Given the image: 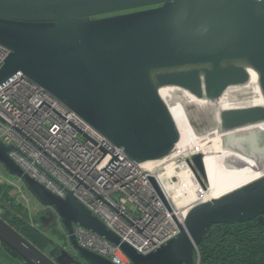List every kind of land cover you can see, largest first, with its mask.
<instances>
[{
    "label": "water",
    "instance_id": "water-1",
    "mask_svg": "<svg viewBox=\"0 0 264 264\" xmlns=\"http://www.w3.org/2000/svg\"><path fill=\"white\" fill-rule=\"evenodd\" d=\"M0 46L8 51L0 87L25 78L136 164L163 159L179 142L163 89L184 95L197 131H243L238 143L264 161V132L255 128L264 124V0H0ZM250 73L260 105L220 109L212 116L186 100L216 103L227 91L247 87ZM11 151L0 142V166L48 209L38 219L40 231L54 230L59 238L51 240L55 247L48 253L41 252L0 219V243L24 264H111L80 247L74 227L118 246L129 264H198L197 247L213 225L264 224L263 174L192 207L177 236L141 255L70 192L59 198L31 178L9 157ZM191 163L203 186L202 156ZM256 167L264 172V165ZM58 227L65 246L58 245Z\"/></svg>",
    "mask_w": 264,
    "mask_h": 264
},
{
    "label": "built area",
    "instance_id": "built-area-1",
    "mask_svg": "<svg viewBox=\"0 0 264 264\" xmlns=\"http://www.w3.org/2000/svg\"><path fill=\"white\" fill-rule=\"evenodd\" d=\"M7 55L0 46V67ZM0 142L15 149L9 157L26 174L59 198L65 197L64 190L70 192L141 255L177 236L189 210L210 201L208 179L202 186L188 165L198 155L194 139L192 148L177 143L169 155L144 167L126 158L122 149L112 147L56 98L18 76L0 87ZM169 168L172 174L162 177ZM186 168L193 176L195 197L189 205H177L172 192L180 183L177 174ZM74 237L80 247L111 264H129L118 246L89 231L74 227Z\"/></svg>",
    "mask_w": 264,
    "mask_h": 264
},
{
    "label": "bare ground",
    "instance_id": "bare-ground-1",
    "mask_svg": "<svg viewBox=\"0 0 264 264\" xmlns=\"http://www.w3.org/2000/svg\"><path fill=\"white\" fill-rule=\"evenodd\" d=\"M250 77L251 81L247 87L239 91H227L216 103L209 104L192 97H186V100L188 104L196 106L199 111L212 116L220 109L260 105L262 100L256 85V77L253 73H250ZM160 94L178 128L180 136L178 144L185 146L188 144L192 148L193 145L190 142L192 139L195 140L194 144L198 147V152L195 154L202 156L207 174V199L223 196L264 174L256 167L264 165V161L249 154L243 143H238L243 131L219 133L216 127L201 133L189 120L184 102L181 100L183 94L174 93L172 89H163ZM255 128L264 132V124ZM154 163L146 162L142 165L150 167ZM171 174L172 169L169 168L162 177ZM177 176L180 183L173 190L172 199L177 205H189L193 203L195 197L193 176L188 168L179 172Z\"/></svg>",
    "mask_w": 264,
    "mask_h": 264
},
{
    "label": "trees",
    "instance_id": "trees-1",
    "mask_svg": "<svg viewBox=\"0 0 264 264\" xmlns=\"http://www.w3.org/2000/svg\"><path fill=\"white\" fill-rule=\"evenodd\" d=\"M3 204L9 208V216L12 215V207H19L11 200ZM14 215L13 222L20 228L14 230L25 240L41 252H45L49 246L55 247L44 232L29 225L24 215L20 216L15 213ZM51 233L54 234L55 231ZM59 237L64 238L60 234ZM12 253L18 257L14 252ZM194 256L198 264H264V224L254 220L240 224L213 225L197 247Z\"/></svg>",
    "mask_w": 264,
    "mask_h": 264
},
{
    "label": "rangeland",
    "instance_id": "rangeland-1",
    "mask_svg": "<svg viewBox=\"0 0 264 264\" xmlns=\"http://www.w3.org/2000/svg\"><path fill=\"white\" fill-rule=\"evenodd\" d=\"M11 200L14 205L19 207H12V215H8V218L13 221L14 213L16 215L25 216L29 225H31L34 229H40V225L38 224L39 216L41 215L39 211V205L37 201L26 191L25 187L18 181L15 177H12L6 173L5 170L0 166V213L4 211L2 209L1 204L4 202ZM49 232H44L45 235L57 242L58 236L53 235ZM58 233L62 235V230L59 228ZM64 237V236H63ZM60 245L65 246L64 238H61ZM51 250V246L47 248L46 253ZM20 264L22 263L19 262ZM0 264H13V262L5 257L2 253H0Z\"/></svg>",
    "mask_w": 264,
    "mask_h": 264
},
{
    "label": "flooded vegetation",
    "instance_id": "flooded-vegetation-1",
    "mask_svg": "<svg viewBox=\"0 0 264 264\" xmlns=\"http://www.w3.org/2000/svg\"><path fill=\"white\" fill-rule=\"evenodd\" d=\"M116 14H120V13H116ZM116 14H113V15H116ZM37 204L40 206L39 211H40L41 215L39 217H41L48 211V209L42 207L38 202H37ZM1 206H2V209H4V211L2 213H0V219L2 221H4L6 224H8L12 229H15V230L20 229L18 225H16L12 220H10L8 218V215H9L8 212L10 211L9 208L7 206H4V204ZM263 218H264V216H263ZM58 229H59V227H58ZM20 233H23V231H20ZM58 245H60V243H58ZM0 253H2L5 257L9 258L13 262V264H18L20 262V259H18V257L14 256L12 251L9 250L2 243H0Z\"/></svg>",
    "mask_w": 264,
    "mask_h": 264
},
{
    "label": "crops",
    "instance_id": "crops-1",
    "mask_svg": "<svg viewBox=\"0 0 264 264\" xmlns=\"http://www.w3.org/2000/svg\"><path fill=\"white\" fill-rule=\"evenodd\" d=\"M47 251V249H45V252ZM21 262V261H20ZM18 264H20V263H18ZM21 264H23V262L21 263Z\"/></svg>",
    "mask_w": 264,
    "mask_h": 264
}]
</instances>
